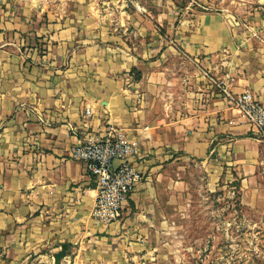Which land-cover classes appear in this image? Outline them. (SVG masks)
Returning a JSON list of instances; mask_svg holds the SVG:
<instances>
[{"label":"crops","instance_id":"0c3cea01","mask_svg":"<svg viewBox=\"0 0 264 264\" xmlns=\"http://www.w3.org/2000/svg\"><path fill=\"white\" fill-rule=\"evenodd\" d=\"M224 89L264 107V0H0V264H189L201 179L264 214V134ZM109 129L142 180L104 225L69 151Z\"/></svg>","mask_w":264,"mask_h":264},{"label":"built area","instance_id":"2783aa9c","mask_svg":"<svg viewBox=\"0 0 264 264\" xmlns=\"http://www.w3.org/2000/svg\"><path fill=\"white\" fill-rule=\"evenodd\" d=\"M229 25L239 27L233 16ZM227 102L237 110L259 135L264 134V107L251 92L233 95L223 90ZM89 112H86L88 114ZM74 131L75 129L71 127ZM139 151L121 131L109 129L101 139L79 142L69 151V158L83 163L95 180L93 217L104 225L118 222L122 209L135 186L142 180L141 172L130 160ZM115 162L119 164L114 165ZM260 176L264 181V161Z\"/></svg>","mask_w":264,"mask_h":264},{"label":"rangeland","instance_id":"374dc122","mask_svg":"<svg viewBox=\"0 0 264 264\" xmlns=\"http://www.w3.org/2000/svg\"><path fill=\"white\" fill-rule=\"evenodd\" d=\"M199 183L198 192L192 194L191 217L186 224L187 242L198 240L199 244L186 253L195 254L189 264H264V214L241 209L236 195L229 193L233 191L230 184L222 183L211 195L206 193L203 179ZM213 237L221 239L215 246Z\"/></svg>","mask_w":264,"mask_h":264}]
</instances>
